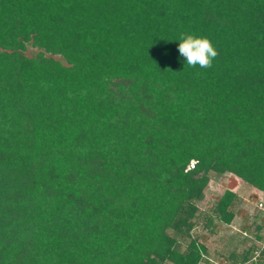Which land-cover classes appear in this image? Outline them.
Listing matches in <instances>:
<instances>
[{"label": "trees", "instance_id": "1", "mask_svg": "<svg viewBox=\"0 0 264 264\" xmlns=\"http://www.w3.org/2000/svg\"><path fill=\"white\" fill-rule=\"evenodd\" d=\"M228 172L264 191V0H0V264H202Z\"/></svg>", "mask_w": 264, "mask_h": 264}, {"label": "rangeland", "instance_id": "2", "mask_svg": "<svg viewBox=\"0 0 264 264\" xmlns=\"http://www.w3.org/2000/svg\"><path fill=\"white\" fill-rule=\"evenodd\" d=\"M40 52L64 64L67 63L61 55L47 53L33 43L27 44L24 54L32 57ZM194 164L195 161H192L190 167ZM225 190H232L239 196L233 207L235 212L233 221L226 224L217 218V226L213 232H210L202 227V218H198L199 226L193 231L207 247L202 264H225L226 262L234 264L235 261L243 259L248 251L253 261L259 258L264 250V229L259 230L257 227L264 223V213L258 211V203L264 201V191L253 187L236 174L228 172L210 181L206 197L200 204L201 210L204 212L213 209Z\"/></svg>", "mask_w": 264, "mask_h": 264}, {"label": "clouds", "instance_id": "3", "mask_svg": "<svg viewBox=\"0 0 264 264\" xmlns=\"http://www.w3.org/2000/svg\"><path fill=\"white\" fill-rule=\"evenodd\" d=\"M177 40L179 41V53L186 58V63L190 67L199 65L201 68H209L218 55L207 36L182 32Z\"/></svg>", "mask_w": 264, "mask_h": 264}, {"label": "built area", "instance_id": "4", "mask_svg": "<svg viewBox=\"0 0 264 264\" xmlns=\"http://www.w3.org/2000/svg\"><path fill=\"white\" fill-rule=\"evenodd\" d=\"M258 211L259 212L261 211L262 213H264V201L263 200L258 203ZM225 264H229V263L226 262Z\"/></svg>", "mask_w": 264, "mask_h": 264}]
</instances>
